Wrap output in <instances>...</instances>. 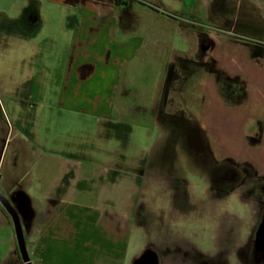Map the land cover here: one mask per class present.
<instances>
[{
    "label": "rangeland",
    "instance_id": "rangeland-1",
    "mask_svg": "<svg viewBox=\"0 0 264 264\" xmlns=\"http://www.w3.org/2000/svg\"><path fill=\"white\" fill-rule=\"evenodd\" d=\"M206 1L122 0L171 19L172 44L156 62L141 55L124 71L108 122L61 120L54 107L38 105L22 106L15 124L1 97V119L28 137L23 160L45 156L85 168L69 223L86 241L84 264L121 251L114 242L126 246L119 264H136L146 253L160 264H229L247 253L261 207L260 191L247 184L264 179L255 166L264 162V140L249 145L244 122L264 112V57L233 68L230 31L264 49V10ZM10 237L0 234V264ZM15 258L24 264L19 250Z\"/></svg>",
    "mask_w": 264,
    "mask_h": 264
},
{
    "label": "crops",
    "instance_id": "crops-1",
    "mask_svg": "<svg viewBox=\"0 0 264 264\" xmlns=\"http://www.w3.org/2000/svg\"><path fill=\"white\" fill-rule=\"evenodd\" d=\"M236 1L264 10V0ZM230 32L233 68L238 61L246 65L254 55L264 57V49L253 48ZM172 34V20L157 9L122 0H0V86H5L0 106L5 97L15 124L22 106L38 105L54 107L61 120L108 122L124 71H130L141 55L156 62L157 52L165 54L172 44ZM262 103L264 108V99ZM9 121L0 117V234L7 231L11 236L2 264H18L17 227L31 264H84L81 251L86 241L76 237L69 223L78 207L77 173L85 168L76 162L49 163L45 156L35 163L23 160L28 137ZM244 124L246 142L251 145L256 139L262 144L264 112L245 118ZM42 148L44 154L50 150L47 145ZM255 166L264 172V162ZM50 173L53 179L47 181ZM247 185L252 192L260 191L261 207L246 255L240 252L229 264H264V179H252ZM99 234L103 242V229ZM113 245H122V250L97 255L85 264L122 263L126 246ZM140 263L160 264L150 258Z\"/></svg>",
    "mask_w": 264,
    "mask_h": 264
},
{
    "label": "water",
    "instance_id": "water-1",
    "mask_svg": "<svg viewBox=\"0 0 264 264\" xmlns=\"http://www.w3.org/2000/svg\"><path fill=\"white\" fill-rule=\"evenodd\" d=\"M3 205L6 207V208H9V204L8 203H6V202H4L3 203ZM7 210V209H6ZM9 210V209H8ZM16 235H17V239H18V243H19V247H20V253H21V255H22V259H23V262H24V264H30L29 263V261H28V257H27V255H26V251L24 250V246H23V243H22V236H21V233H20V229H19V227H17V229H16ZM147 257V258H146ZM155 256H154V254L152 253H146L145 254V256H142L141 257V259H139V260H136V264H141L140 262L142 261V263H143V261H146V260H148L149 258L150 259H154V260H156L155 258H154ZM155 264V263H154Z\"/></svg>",
    "mask_w": 264,
    "mask_h": 264
},
{
    "label": "flooded vegetation",
    "instance_id": "flooded-vegetation-1",
    "mask_svg": "<svg viewBox=\"0 0 264 264\" xmlns=\"http://www.w3.org/2000/svg\"><path fill=\"white\" fill-rule=\"evenodd\" d=\"M240 40L243 41V42L245 41V39L244 38L242 39L241 37H240ZM203 41H205V39H203Z\"/></svg>",
    "mask_w": 264,
    "mask_h": 264
}]
</instances>
